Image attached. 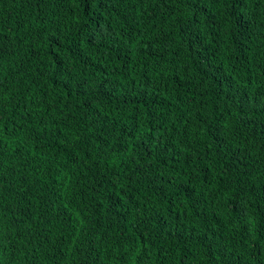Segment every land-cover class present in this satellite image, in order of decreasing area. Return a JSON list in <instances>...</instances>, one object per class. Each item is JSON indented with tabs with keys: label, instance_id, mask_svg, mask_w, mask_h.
Returning a JSON list of instances; mask_svg holds the SVG:
<instances>
[{
	"label": "trees",
	"instance_id": "16d2710c",
	"mask_svg": "<svg viewBox=\"0 0 264 264\" xmlns=\"http://www.w3.org/2000/svg\"><path fill=\"white\" fill-rule=\"evenodd\" d=\"M0 264H264V0H0Z\"/></svg>",
	"mask_w": 264,
	"mask_h": 264
}]
</instances>
